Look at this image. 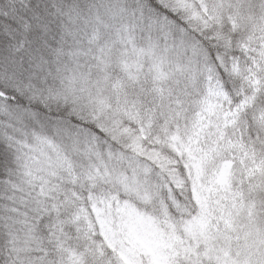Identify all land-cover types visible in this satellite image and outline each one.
<instances>
[{"label":"snow or ice","instance_id":"obj_1","mask_svg":"<svg viewBox=\"0 0 264 264\" xmlns=\"http://www.w3.org/2000/svg\"><path fill=\"white\" fill-rule=\"evenodd\" d=\"M0 264H264V0H0Z\"/></svg>","mask_w":264,"mask_h":264}]
</instances>
